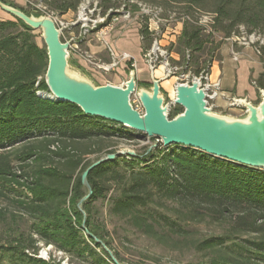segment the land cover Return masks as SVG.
<instances>
[{"label":"trees","instance_id":"trees-1","mask_svg":"<svg viewBox=\"0 0 264 264\" xmlns=\"http://www.w3.org/2000/svg\"><path fill=\"white\" fill-rule=\"evenodd\" d=\"M111 1L100 3L106 10L114 7ZM162 1L213 15L212 28L220 27L226 37L238 26L249 32L264 31V0ZM80 2L51 0L48 7L65 13L75 11ZM188 18L178 48L189 52V64L191 52L203 51L204 38L197 20ZM8 29H19L22 36L0 42V197L9 198L30 224L27 232L17 233L0 246V264H54L37 257L38 244L82 263L114 264L102 248L105 245L122 263L92 222V204L105 199L111 190L110 213L130 220L149 237L159 239L156 228L164 227L197 252L207 253L208 264H264V171L192 149L158 143L142 154L116 155L100 163L88 174L92 194L79 211L77 204L87 194L80 178L91 165L84 164L85 159L99 153L106 138L133 141L136 136L125 128L107 126L117 124L85 116L72 104L42 98L48 93L45 46H39L34 31L16 19L0 21V31ZM140 35L144 41L145 32ZM255 86L264 88V73ZM181 112L173 108L170 118ZM82 143L90 144L76 148ZM59 144L62 148L55 150ZM112 154L116 153L107 156ZM162 201L176 205L174 220L153 208ZM205 217L228 221L230 228L220 236L196 241L180 226V221Z\"/></svg>","mask_w":264,"mask_h":264},{"label":"rangeland","instance_id":"rangeland-1","mask_svg":"<svg viewBox=\"0 0 264 264\" xmlns=\"http://www.w3.org/2000/svg\"><path fill=\"white\" fill-rule=\"evenodd\" d=\"M8 5L12 4L17 7H21L26 10V12L32 14V10L29 8L28 2L30 0H5ZM32 1V0H31ZM141 4L147 6H159L162 12L158 16L159 22L156 20H148L145 16H140L138 14V9L135 5L130 4L125 0H112L110 3L114 6L113 8H119L124 4L129 12V19H120L119 23L114 27V30L109 34L113 36L116 33H122L118 35L120 42L118 46L114 49L117 52L123 53L124 51L130 52L135 62H136V79L138 86L146 87L143 84L150 85V72L148 69V64L146 62V53L152 48L153 43H157L163 48L169 55L168 63L171 66H183L186 62V56L189 52L185 53L178 48V42L181 37V32L184 26V21L182 18L185 16L190 17L194 21L199 18V16H205L200 20L203 23L201 28V35L204 38V49L201 52H191V60L188 64L190 71L192 73H199L210 61H218L221 57V52L225 50L223 57L225 62L229 63L230 56L227 53V43L224 41L226 34L220 31V27L212 28V32L208 33L209 21L205 14H198L194 10H190L184 5L169 4L162 0H136ZM109 3V0H106ZM52 7V6H51ZM54 14L58 17V20L63 22L72 21L74 18L75 11L68 10L65 13H61L52 7ZM174 15V16H173ZM0 21L1 22H14V19L3 12L0 9ZM242 25V24H241ZM151 29V31L148 30ZM233 30V29H232ZM144 31V41L140 32ZM207 31V32H206ZM36 37L35 42L39 46H44L40 38V32L34 31ZM75 33V32H74ZM14 36L21 38L22 33L19 29H8L6 31H0V42L3 38ZM68 36L66 35L65 38ZM98 46L99 44L93 40V38H88L86 44L79 47L78 50L83 52L87 51L90 55H93L102 62H109V55L106 51L104 55L95 56L89 51L88 45ZM76 51V49H74ZM0 53V58H1ZM157 56V69H155V77L161 78L164 75L165 68L164 65H160L164 61V57H160L159 54H154L153 59ZM4 58V56H2ZM69 62L74 67L80 69L85 73L94 83L97 85L112 84L118 86V79L120 75L117 71L109 74H101L98 71L91 69L88 64L81 59L74 51L69 52ZM127 76L128 71H130V66H127ZM235 79V78H234ZM143 83V84H141ZM178 81L175 77H170L167 81L161 84V92L164 96L165 103L171 104L174 96L173 87ZM222 96L220 95L216 103L218 105L222 104ZM258 102V101H257ZM256 102V103H257ZM131 104L133 107H137L141 110L138 99L135 96L131 97ZM176 106H170V111ZM237 108V107H236ZM220 111V112H218ZM216 112L221 114H229L232 116L240 117L244 115V110H221L218 109ZM115 129L123 128L119 125H107ZM130 131V130H129ZM136 138L133 141H126L118 139L116 137L106 138L102 144L103 149L95 154L88 156L85 159L84 164H93L97 162L98 159H104L107 157L109 152H133L134 155L142 154L145 149L151 150L158 144L157 139L148 138L147 136L130 131ZM90 143H82L76 148H83ZM62 146L55 147V150H59ZM181 149V146H177ZM92 147V150H95ZM175 149V148H172ZM188 149V148H186ZM54 150V148H52ZM193 150V149H192ZM197 151V150H194ZM199 152V151H198ZM213 158V157H212ZM216 159V158H214ZM220 160V159H216ZM224 161V160H223ZM111 190L105 199H100L92 204V222L100 229L103 236L107 242L110 243L111 248L114 253L117 254L122 263H118L117 259L112 254V257L118 264H208L210 261V256L207 253L197 252L191 245L185 243L182 238L171 234L166 228L158 229V238L149 237L139 230L133 227L130 220L120 219L113 216L110 213V197L112 196ZM86 189L84 188V193ZM11 198V197H10ZM160 214H164L173 220L176 218L174 216V210L177 208L175 204L168 201H162L158 205L153 207ZM78 209V208H77ZM79 210V209H78ZM85 216V215H84ZM30 221L27 217L23 216L20 209L8 198L0 197V246L4 245L9 238L17 235L19 232H27ZM180 226L188 232L189 238L196 241H202L211 236H220L226 233L230 228V223L224 221H216L213 218L205 217L201 221H180ZM37 257L48 260L51 259L54 264H89L82 263L78 260L71 259L67 255L55 251L51 247L44 248L41 244H38ZM103 248V246H102ZM104 249V248H103ZM114 263V262H113Z\"/></svg>","mask_w":264,"mask_h":264},{"label":"water","instance_id":"water-1","mask_svg":"<svg viewBox=\"0 0 264 264\" xmlns=\"http://www.w3.org/2000/svg\"><path fill=\"white\" fill-rule=\"evenodd\" d=\"M0 9L27 28L40 32L47 56L44 83L48 93L45 94L50 97L42 98L72 104L85 116L96 117L148 138H155L163 147L181 146L216 159L264 171V88L257 89L259 100L256 104L246 97L230 99L233 107L244 110L243 116L236 117L215 112L208 107L205 92L196 81L187 85H174L173 100L171 104L165 103L161 84L170 75L155 78V67L151 64H148L149 87L138 86L134 70L129 71L128 79L122 86L97 85L80 69L71 65L70 42L62 41L61 30L50 17L26 14L1 0ZM132 96L138 99L141 113L131 104ZM170 106L179 107L182 112L170 118ZM116 155L133 156L134 153L123 151L108 155L91 164L82 173L80 180L87 194L77 204L79 211L92 194L87 179L89 172L100 163L114 159ZM95 241L99 242L97 239ZM102 246L114 264H118L111 252Z\"/></svg>","mask_w":264,"mask_h":264},{"label":"built area","instance_id":"built-area-1","mask_svg":"<svg viewBox=\"0 0 264 264\" xmlns=\"http://www.w3.org/2000/svg\"><path fill=\"white\" fill-rule=\"evenodd\" d=\"M50 1L51 0H30L28 5L33 13L50 17L54 21L56 27L61 30V39L64 42H70L69 52L74 51V53L83 59L91 69L101 74L115 72L122 62H127L131 70L136 69L135 61L130 56L126 54H116L110 43L105 40L114 30V27L119 23L120 19H129V12L124 4L119 8H109L105 10L101 6L100 0H81L76 8L73 20L63 22L58 20L56 14L49 9L48 3ZM125 1L135 5L138 9V14L148 18L149 22L150 20L160 21L158 16L162 12V9L159 6L143 5L136 0ZM206 16L209 21V33L212 32L214 16L209 14ZM201 18L206 19L203 15L199 16L196 24L199 27H206L203 26L200 20ZM182 21H190V19L188 17H183ZM148 30L151 31L150 28H148ZM66 35L68 36L67 38H65ZM90 37L99 45H103L106 48L109 55L108 63L102 62L100 59L90 55L87 51L83 52L78 50L80 46L86 44L87 39ZM224 41L230 46V56L234 62L240 60L243 55L242 50H250L264 68V31L249 32L243 26H238L229 37L224 38ZM74 49H76V51ZM154 54H159L160 57H164V61L160 64L165 67L164 75L175 77L178 81L177 84L187 85L190 84L191 81L199 82L205 92L208 107H211L215 112L219 109L216 101L221 94V81L219 78L216 80L211 79V65L207 69L201 70L199 73H192L188 66V62L183 66H171L168 63L170 55L155 42L151 50L145 55L147 64H151L155 69L158 67L157 56L155 59L152 58ZM186 59H189V55L186 56ZM123 83L124 82H122L120 86H122ZM253 84L255 85V82H253ZM229 108H236L232 106L231 101L229 102ZM134 109L140 113L142 112V109L138 110L137 107H134Z\"/></svg>","mask_w":264,"mask_h":264},{"label":"crops","instance_id":"crops-1","mask_svg":"<svg viewBox=\"0 0 264 264\" xmlns=\"http://www.w3.org/2000/svg\"><path fill=\"white\" fill-rule=\"evenodd\" d=\"M121 34L122 33H116L113 36H107L105 40L110 43L112 49L116 54H126L128 56H132L131 53L127 51H124L123 53L115 51L114 48L118 46L120 42V39H118V35ZM87 45L89 51L95 56L104 55V53H106V48L103 45L91 46L89 43ZM226 47L227 53L230 56V46L227 44ZM224 52L225 50L221 52L220 60L212 61L210 67L211 79L216 80L217 78H219L221 81L220 95L222 96L223 100L221 105H217L221 110L237 109L241 111V108H229L230 99L232 97H246L248 101L256 104V102L259 100L257 92L258 88L253 84V82H256L260 75L264 73V68L262 67L260 61L252 54L250 50H242L243 55L238 62H234L230 56L228 60L229 63L225 62V58L223 57ZM127 66V62H122L116 70L120 75V78H122L118 79V86H120L122 82H125L128 79L126 72L128 70Z\"/></svg>","mask_w":264,"mask_h":264},{"label":"bare ground","instance_id":"bare-ground-1","mask_svg":"<svg viewBox=\"0 0 264 264\" xmlns=\"http://www.w3.org/2000/svg\"><path fill=\"white\" fill-rule=\"evenodd\" d=\"M63 41V40H62ZM64 42V41H63ZM165 68V67H164ZM154 76H155V71H154ZM156 78V77H155ZM43 97L45 98H50L47 94H42Z\"/></svg>","mask_w":264,"mask_h":264}]
</instances>
